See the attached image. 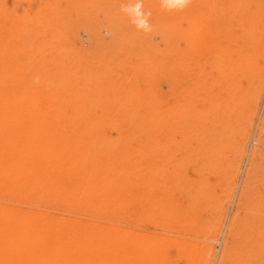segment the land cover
Wrapping results in <instances>:
<instances>
[{
	"label": "rangeland",
	"instance_id": "obj_1",
	"mask_svg": "<svg viewBox=\"0 0 264 264\" xmlns=\"http://www.w3.org/2000/svg\"><path fill=\"white\" fill-rule=\"evenodd\" d=\"M0 0V264H264V0Z\"/></svg>",
	"mask_w": 264,
	"mask_h": 264
},
{
	"label": "clouds",
	"instance_id": "obj_2",
	"mask_svg": "<svg viewBox=\"0 0 264 264\" xmlns=\"http://www.w3.org/2000/svg\"><path fill=\"white\" fill-rule=\"evenodd\" d=\"M190 3L191 0H160L161 8L166 11H183ZM121 12L129 17L130 23L138 31L145 33L152 31L149 22L152 13L144 10L143 0H129L128 3L121 5Z\"/></svg>",
	"mask_w": 264,
	"mask_h": 264
}]
</instances>
